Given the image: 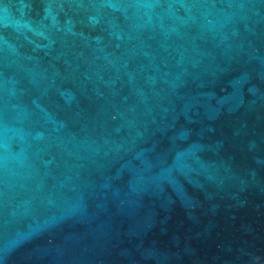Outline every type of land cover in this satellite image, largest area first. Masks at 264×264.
<instances>
[{"label": "water", "instance_id": "water-1", "mask_svg": "<svg viewBox=\"0 0 264 264\" xmlns=\"http://www.w3.org/2000/svg\"><path fill=\"white\" fill-rule=\"evenodd\" d=\"M0 264H264V0H0Z\"/></svg>", "mask_w": 264, "mask_h": 264}]
</instances>
